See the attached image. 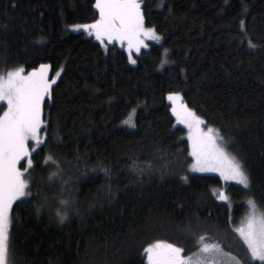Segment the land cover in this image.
<instances>
[{
	"label": "trees",
	"instance_id": "16d2710c",
	"mask_svg": "<svg viewBox=\"0 0 264 264\" xmlns=\"http://www.w3.org/2000/svg\"><path fill=\"white\" fill-rule=\"evenodd\" d=\"M142 7L162 39L132 64L117 43L105 48L72 29L98 18L95 0H0V72L61 71L43 106V142L31 144V196L13 205L18 264H148L143 248L157 239L195 253L193 232L240 256L246 246L234 229L250 212L247 200L264 213V0ZM170 92L219 130L250 190L190 171L188 131Z\"/></svg>",
	"mask_w": 264,
	"mask_h": 264
},
{
	"label": "snow or ice",
	"instance_id": "6c2138e0",
	"mask_svg": "<svg viewBox=\"0 0 264 264\" xmlns=\"http://www.w3.org/2000/svg\"><path fill=\"white\" fill-rule=\"evenodd\" d=\"M95 9L98 10V18L91 23L73 24L71 27L88 30L89 34H94L97 40L104 43L105 48L108 47L106 40L126 43L128 59L132 64L137 62L133 50L140 53L142 47H148L145 38L155 41L162 39L154 27L146 26L142 0H95ZM239 23L243 28L244 21ZM248 43L255 47L251 40ZM164 55H167V49ZM164 62L162 59L161 63ZM49 68L48 64H40L27 73L23 66L0 72V101L6 102L0 115V264H18L11 244L13 205L21 198L31 196V183L27 177L30 176L29 169L33 167V149L29 147V141L36 144L43 142L41 133L43 126H46L43 104L45 97L51 96L53 85L61 74L57 70L49 78ZM167 98L172 101L171 110L177 120L187 125L191 156L194 157L191 167L219 172L225 180L237 181L250 190L246 168L223 146L226 142L219 135V130L211 126L205 130L202 127L205 124L203 118L182 102L179 92H170ZM127 122L132 123L131 120ZM24 160L27 166L22 165ZM49 160H52L51 156L45 158V163ZM218 198L229 199L222 192ZM247 204L250 212L234 231L246 246L249 264L257 259L264 264V213H257V205L252 198L247 200ZM58 215L61 221L65 219V213L58 210ZM192 235L197 250L189 255H184L183 246L167 240L157 239L148 243L143 248L148 264H243L239 257L224 253L219 244L210 242L207 232H193Z\"/></svg>",
	"mask_w": 264,
	"mask_h": 264
},
{
	"label": "rangeland",
	"instance_id": "374dc122",
	"mask_svg": "<svg viewBox=\"0 0 264 264\" xmlns=\"http://www.w3.org/2000/svg\"><path fill=\"white\" fill-rule=\"evenodd\" d=\"M73 29V28H72ZM73 30H75V31H83V32H86V33H88L89 34V32H88V30H86V29H83V28H80V29H73ZM89 35H92L94 38H95V35L94 34H89ZM96 39V38H95ZM99 41V40H98ZM150 42H156L155 40H152L151 38H145V43L148 45V47H149V45H150ZM105 43H107V45L108 44H114V43H117L121 48H123V49H125L126 50V52H127V54H128V50H127V45H126V43L125 44H121L119 41H105ZM147 47V48H148ZM142 49H146V48H144V47H142L141 48V50ZM139 53H136L134 50H133V57L137 60V55H138ZM131 62V61H130ZM48 65H50V64H48ZM25 73H27L26 71H25ZM51 74H52V69H51V66H50V68H49V72H48V75H49V78H51L52 76H51ZM57 80V79H56ZM182 97V96H181ZM46 98H47V96L45 97V100H46ZM169 101V100H168ZM182 102L184 103V101H183V98H182ZM44 103H45V101H44ZM169 103L171 104V107H172V101H169ZM177 103H180V101H177ZM3 106V108L4 107H6V102H3V101H0V111H1V107ZM43 106H44V104H43ZM2 112H3V109H2V111H1V115H2ZM173 115L175 116V113H173ZM175 118H176V116H175ZM176 122H177V124L178 125H182L183 127H185L186 129H187V131H188V128H187V125H185V124H181L178 120H177V118H176ZM202 127H204L205 128V130H206V126H205V124L204 125H202ZM214 128V127H213ZM216 129V128H215ZM220 135V134H219ZM41 138H42V134H41ZM189 139V138H188ZM31 144L34 146L33 147V149L35 148V147H37L39 144H36L35 142H33V141H29V147L30 148H32L31 147ZM191 145V144H190ZM223 146H226L225 144L223 145ZM227 147V146H226ZM227 149H228V147H227ZM228 151L229 152H231L229 149H228ZM231 153H233V152H231ZM234 154V153H233ZM235 155V154H234ZM236 156V155H235ZM24 161H26V160H24ZM24 161H22V162H24ZM21 162V163H22ZM193 162H194V157H193ZM242 163V162H241ZM193 164V163H192ZM191 164V165H192ZM243 164V163H242ZM190 171L191 172H193V173H197V174H202V175H217V176H219L224 182H226V183H236V184H239L237 181H233V180H225L224 179V177L223 176H221L220 175V173L219 172H216V171H211V170H206V171H200V170H198V169H194V168H192V167H190ZM249 178H250V176H249ZM250 184H251V181H250ZM239 185H241V184H239ZM243 186V185H242ZM224 195H226L225 193H223ZM259 214V213H258ZM244 247H245V245H244ZM223 250V249H222ZM223 252L224 253H231V252H228V251H225V250H223ZM232 254V253H231ZM184 255H186V254H184ZM233 256H236V255H234V254H232ZM240 256H244V258L245 257H248L246 254H245V252L243 253V254H241ZM240 256H236V257H239L241 260H243L242 259V257H240ZM223 259H227V257H224ZM258 260V259H257Z\"/></svg>",
	"mask_w": 264,
	"mask_h": 264
}]
</instances>
